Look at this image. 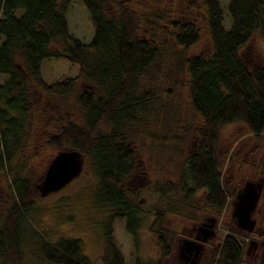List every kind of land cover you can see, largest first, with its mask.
I'll return each mask as SVG.
<instances>
[{"label": "trees", "instance_id": "1", "mask_svg": "<svg viewBox=\"0 0 264 264\" xmlns=\"http://www.w3.org/2000/svg\"><path fill=\"white\" fill-rule=\"evenodd\" d=\"M70 1L0 0V76H6L0 82V169L28 134L26 124L31 118L26 114L42 102L39 96L29 102L30 95L42 93L64 100L75 82L82 79L86 88L76 93L74 100L82 109L84 122L60 121L45 143L58 150L68 146L87 159L97 178L96 199L103 206L112 207L110 221L126 218L125 231L135 240L138 211L125 201L120 190L123 180L134 170V153L126 145L124 127L127 121L135 119V112L151 106L148 91L138 92L139 80L149 76L159 57V44L136 34V19L121 4L107 15L106 0H79L88 12L93 31L90 40L83 43L68 31L65 12ZM186 1L188 6L194 5V0ZM200 3L204 7L210 50L207 55L187 56L180 64L188 75L189 104L201 118V124L197 127L194 151L187 158L185 174L174 183V189L172 183L167 184V190L186 199L195 190L203 189L205 203L221 209L227 192L216 155L219 127L240 122L254 137L264 132V68L249 66L244 51L255 31L264 43V0H227L228 27L223 24L219 0ZM170 24L176 46L186 49L198 40L194 23ZM57 58L75 64L76 75L46 83L41 78V63ZM22 179L16 174L11 179L15 197L0 229L2 264H22L18 243L27 231L23 213L29 212L34 199L41 195L38 186ZM162 188L157 187V192L163 194ZM154 218L152 227L161 219L159 211ZM110 221L104 226L101 264H123ZM153 231L160 244L154 264H161L170 244L158 226ZM30 236L48 263L89 264L80 253L78 240L59 238L49 244L34 230ZM183 247L184 244L182 250ZM242 248L239 239L227 233L211 246L208 264H238ZM134 264L147 262L136 259Z\"/></svg>", "mask_w": 264, "mask_h": 264}, {"label": "rangeland", "instance_id": "2", "mask_svg": "<svg viewBox=\"0 0 264 264\" xmlns=\"http://www.w3.org/2000/svg\"><path fill=\"white\" fill-rule=\"evenodd\" d=\"M219 3L224 13L223 24L228 27L227 0H219ZM117 4L135 17L136 34L140 38L159 44V57L149 76L139 80L138 92L148 91L151 106L135 112V119L127 121L124 127L126 145L134 153V170L123 180L120 190L125 201L138 211L135 240L125 231L126 218L110 221L112 207L103 206L96 199L97 178L86 158L80 157L78 172L62 186L47 191L42 188L46 167L60 151L45 143L47 137L56 132L62 120L84 122L82 109L74 100L76 93L86 88L82 79L75 82L64 100L42 93L30 95L29 102L38 96L42 102L36 110L26 114L31 118L26 124L28 134L0 169V229L15 197L11 179L16 174L29 184L41 187V195L34 199L30 211L23 213L27 231L22 233L18 243L22 264H51L40 256L39 246L31 242V230L49 244L59 238L78 240L80 253L89 264H101L107 221L112 222L114 241L123 256V264H134L136 259L155 263L160 254V244L153 231L156 226L170 244L169 253L162 258L161 264H208L211 246L219 243L227 233L236 236L242 244L238 264H264V132L254 137L240 122L219 127L216 155L221 182L227 192L223 208L208 206L203 189L195 190L186 199L180 193L167 190V184L172 183V188L185 174L187 158L194 151L197 127L201 124V118L189 104L188 75L180 61L193 54L209 53L203 5L200 0H194L193 6H188L186 0H106V14H113ZM65 17L69 33L87 43L93 31L81 1L71 0ZM177 21H190L198 30V40L186 49L176 46L172 40L174 28L170 22ZM244 51L249 66L264 68V43L258 31L253 32ZM76 72L77 66L63 58L44 60L40 67L41 78L46 83L74 77ZM5 78L1 75L0 82ZM66 147L64 145L61 150H68ZM256 179H262L263 186L253 212V230L247 232L232 220V208L243 184ZM159 186L163 187V194L157 192ZM157 211L161 219L153 228L151 223ZM204 220L209 221L206 229L212 233L206 242L193 237ZM185 241L200 244L199 255L193 262L186 259V251L182 253V248L179 252Z\"/></svg>", "mask_w": 264, "mask_h": 264}, {"label": "water", "instance_id": "3", "mask_svg": "<svg viewBox=\"0 0 264 264\" xmlns=\"http://www.w3.org/2000/svg\"><path fill=\"white\" fill-rule=\"evenodd\" d=\"M80 168V156L73 150H60L48 163L42 181V188L54 190L66 183ZM262 183L256 181L245 182L242 188L235 196V204L232 208V220L242 229L247 232L253 230L255 220L253 212L256 207ZM41 191V187H39ZM209 227V225H206ZM201 227V226H200ZM199 227L196 228V233L199 235V240L205 239L212 235L207 229L204 234H198ZM190 233V232H189ZM196 239V238H195ZM200 244L193 241H185L183 251H193V258H197L200 252Z\"/></svg>", "mask_w": 264, "mask_h": 264}, {"label": "flooded vegetation", "instance_id": "4", "mask_svg": "<svg viewBox=\"0 0 264 264\" xmlns=\"http://www.w3.org/2000/svg\"><path fill=\"white\" fill-rule=\"evenodd\" d=\"M253 181H256V182H261L262 183V186H263V181H262V179H256V180H253ZM261 189H262V187H261ZM260 193H261V190H260ZM260 197V196H259ZM259 199V198H258ZM234 203H235V199H234ZM255 209H256V207H255ZM255 209H254V211H255ZM208 220H210V219H208ZM208 220H204L203 221V223L201 224V227H199V229H198V234H200V233H202L204 230H203V228L204 229H206V225L208 224L209 226H210V223H209V221ZM196 232V231H195ZM193 237H195L198 241H202V242H206V241H208V237H206L205 239H203V240H199V235H197V233H195V234H193ZM207 239V240H206ZM181 248H182V246L181 247H179V252H180V250H181ZM190 255H192V256H190ZM193 255H194V253H193V251H186V254H185V256H186V259H188L189 261H191V262H193V261H195L196 259H195V257L193 258Z\"/></svg>", "mask_w": 264, "mask_h": 264}]
</instances>
